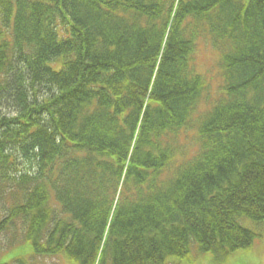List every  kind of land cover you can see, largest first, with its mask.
Returning <instances> with one entry per match:
<instances>
[{"label": "trees", "instance_id": "1", "mask_svg": "<svg viewBox=\"0 0 264 264\" xmlns=\"http://www.w3.org/2000/svg\"><path fill=\"white\" fill-rule=\"evenodd\" d=\"M201 36L228 94L180 160ZM243 217L264 224V0H0V254L32 248L0 264L224 263L262 235Z\"/></svg>", "mask_w": 264, "mask_h": 264}, {"label": "rangeland", "instance_id": "2", "mask_svg": "<svg viewBox=\"0 0 264 264\" xmlns=\"http://www.w3.org/2000/svg\"><path fill=\"white\" fill-rule=\"evenodd\" d=\"M247 2L248 0H242ZM195 62H197L198 70L204 73L208 77V82L211 83L212 88L210 91L211 95H208V102H213L222 95L220 70L218 65L219 52L212 47L205 40L199 43L196 49ZM55 65V64H53ZM56 67V66H55ZM224 82V81H223ZM210 85V87H211ZM206 109V106L200 105L197 112L194 114L192 122L195 123L196 127L189 129L187 132L183 131L179 134L177 139L183 143L181 145V159L190 158L198 148V134L196 120L201 116ZM183 161V160H182ZM242 222L245 226L252 227L262 233L258 236L255 244L248 250H238L234 252L224 263L215 261L211 252L202 254H191L192 258H176L171 257L169 264H264V224H256L250 218L243 217ZM32 253L31 244L29 242L22 243L18 246L11 247L10 249L4 250L3 254H0V263L11 261L16 257L28 258ZM45 264H77L75 261L69 259L66 255L58 254L57 257H50L44 259Z\"/></svg>", "mask_w": 264, "mask_h": 264}, {"label": "bare ground", "instance_id": "3", "mask_svg": "<svg viewBox=\"0 0 264 264\" xmlns=\"http://www.w3.org/2000/svg\"><path fill=\"white\" fill-rule=\"evenodd\" d=\"M250 2V0H248L247 2H244V1H242V3L243 4H245V5H247L248 3ZM172 50H173V48L176 50L177 49V46L176 45H172ZM177 51V50H176ZM175 51V52H176ZM131 94H133L134 95V92L133 91H131L130 92V95ZM181 95V93L180 92H177V94H176V96L178 97V96H180ZM172 100V98L171 97H168L166 100H164V101H161L160 99H158V98H155V104H157V105H159V106H161V107H165L166 106V104L168 103V102H170ZM3 112V111H2ZM5 112V111H4ZM6 113V112H5ZM33 173L32 174H35L36 172H37V170L35 169V170H31Z\"/></svg>", "mask_w": 264, "mask_h": 264}]
</instances>
